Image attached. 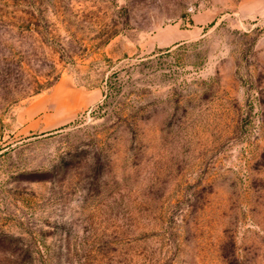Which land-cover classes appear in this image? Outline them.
<instances>
[{"label":"rangeland","instance_id":"374dc122","mask_svg":"<svg viewBox=\"0 0 264 264\" xmlns=\"http://www.w3.org/2000/svg\"><path fill=\"white\" fill-rule=\"evenodd\" d=\"M0 264H264V0H0Z\"/></svg>","mask_w":264,"mask_h":264},{"label":"crops","instance_id":"0c3cea01","mask_svg":"<svg viewBox=\"0 0 264 264\" xmlns=\"http://www.w3.org/2000/svg\"><path fill=\"white\" fill-rule=\"evenodd\" d=\"M196 31V29H189L187 31L184 32L185 35H187L189 38L191 37H194L193 36V33Z\"/></svg>","mask_w":264,"mask_h":264}]
</instances>
